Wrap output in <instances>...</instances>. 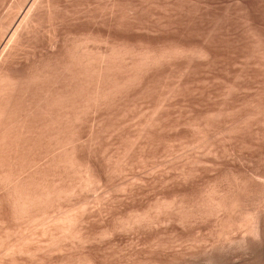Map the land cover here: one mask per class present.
<instances>
[{
	"label": "rangeland",
	"instance_id": "obj_1",
	"mask_svg": "<svg viewBox=\"0 0 264 264\" xmlns=\"http://www.w3.org/2000/svg\"><path fill=\"white\" fill-rule=\"evenodd\" d=\"M109 1L110 0H108V2ZM157 1L158 0H149V1L148 0H145V1L135 0L133 9L134 11L136 10L138 11L137 14L140 15V19H142L141 17H143L142 20H144V23L147 24L148 22L147 25H153L154 28L168 27L170 22L173 23L176 18L174 16L176 12L174 9H175L176 3L177 2L179 3L180 0L178 1L170 0V2L169 0H159L158 1L159 3ZM194 1L195 0H193V2ZM212 1H214L213 5L210 3ZM215 1L216 0H211V1L210 0H197L198 5L202 7H205V6L208 7L209 5L210 7L214 6V8H216L215 6L217 3V7L220 6L219 8L220 10L222 9V11L230 9L228 7H230L233 4L231 6V8L233 9H230L231 10L230 12L233 13L232 18H234V21L238 22L239 25L243 26L242 24L244 22L242 21L244 20L242 19L243 17L240 15L239 7H238L240 3L238 1L240 0L238 1L224 0V1H227L226 3L228 5L224 3L223 0H219V1L217 0L219 3H222V5L221 4L219 5V3ZM7 2L8 1H5V3ZM104 2H107V1L106 0H103V1L102 0H97V1L91 0L90 2H88V5H89L90 10L92 9L91 11L95 10L96 7H98V5L100 7L98 9H101L100 11H103L104 10L103 8L106 7V6L103 7L104 4H106ZM208 2L209 4L207 5ZM64 5L65 4L63 3L60 6L61 11L66 10V8H64ZM160 5L161 7H159ZM236 5L238 8L236 7ZM224 6H226L227 8ZM78 7L79 9L84 8V6H80V5L77 6V4H74V7L69 8V10L77 9ZM165 7H166V10H165ZM234 7L236 9H234ZM161 9H163V12ZM43 17H44V14L41 11L39 18H36L35 19L36 21H34V25L36 24L37 25L36 26L33 25V28L30 29L29 32L39 33V35L43 37L45 41L48 42L53 37H55L52 33L53 23L49 21L47 17L45 18ZM152 17H154V19ZM162 18H164L165 21H163ZM39 25L43 27L40 28ZM238 28H241V27L238 26ZM135 31H133L131 34L135 32L134 35L136 38L134 37V35L130 36V39L132 37L135 38L134 40L133 39L130 40L131 44L134 41L132 44L133 47L137 44L138 46L136 45V47L138 49V47L142 44L141 41L143 40L141 39L138 40V38H142L144 36L143 37L145 38L144 40L147 41L146 39L147 34L151 35L150 37L149 35L147 36V38L149 37L148 38L149 41H150V38L151 40H153V38L156 36L154 39L155 41L153 40L150 42H153V44L155 42L156 43L155 46L160 45V41L156 39L157 35L155 33L154 34L153 32L149 33L148 30L145 31L142 29H137ZM239 34L240 35L244 34V31L243 30L239 31ZM61 39H62L61 37H57L56 40L61 41ZM139 42L140 44H138ZM248 45H249L248 49H246L247 51L244 50L243 52V51L235 50L232 47H228V44L225 43L224 46H221L217 48L216 50H214L215 57L210 58L209 60H207V62L205 61L206 59L204 60L200 58L199 61L198 59H194L193 60L194 62H192L193 64L190 63L191 65L190 64L188 65L187 63L188 61H183V60H178L175 62L167 63L168 65V66L166 65L167 67L165 65L162 67L163 68L162 71L164 72V78H166V79L163 78L164 83L162 82L163 84L162 88L166 82L167 86L165 85L164 87V89L166 90H163L161 88L162 90L160 89L159 91L156 89V91H158L156 92L157 95L156 94H155L156 96L153 95L152 97H150L151 98L150 99L147 97V95L145 97L143 92L140 91L141 87L136 86V88H140V89L136 90V88L133 87L135 90L131 89V91L128 93V95L130 94L129 97L125 95L123 97L118 96L117 98H113L112 100H110V102L108 101L109 103L102 105V107L104 105L105 107L103 108L101 107V109L94 110L90 113L88 112L87 114L89 115L86 114L88 118L87 116L85 118L83 116L84 135L82 137V143L87 148H91V147H88L90 146V142L91 144L93 143L92 145L94 148H91V149L94 151L97 150L96 151L98 154L97 160L99 159L98 162L100 166L104 165L101 169L103 171H106L105 173L104 172L102 173V170L100 169L101 170L100 173H101V176H103V179L100 182H96L95 180H92L93 182L95 181L94 183L92 181L90 182V179H89V182H87V178L86 176H84L85 174L82 172V170L80 168L77 169L75 167L74 168L76 170L73 169V167H70V169L67 170V172H69L67 174L68 175L70 173L71 174L69 176L67 174L64 175L63 178H65L66 176H68V178L62 179L63 180L62 182L58 180L61 177L60 178L57 177L58 179L56 181V177L50 176L52 177V178H49L50 181L52 180L51 181L52 184L54 180L57 186L65 185L68 190L67 193L69 194L71 193L70 195L73 194V197L70 196L69 194L65 195L66 193H64V195L62 196L63 198L61 197L60 200H57V202H55L54 204L50 205L49 207L47 206V208H49L48 211L46 208L45 211L43 212L41 211V213L36 212L37 213L35 214L36 219L35 218L33 219L22 218L20 216L16 218L17 215H15L14 216L16 218V221H15L14 217H11L10 215L9 216L3 215V217L0 218L1 219L0 220V238L2 239V240L0 239L1 240L0 241V264H66L68 262H69L68 264L70 263L74 264V262L76 264V263H80L81 260L83 261V259L86 260L87 257L89 259L91 257L94 260H95V257H96V260H97V257L98 258L103 257L104 262L106 261L109 262L106 264H111L110 262L111 260L113 261L112 264H156V263L158 264H181V263L186 264V262L188 264L190 263L191 264H207V263L208 264L209 263L210 264H217V263L218 264H240V263L242 264L250 263L251 264L252 260L257 261V263L255 264H260L259 261L264 256V251H263L264 249L263 240L264 239L261 240L263 242H259L260 240H258V238L256 239L255 238L256 236L253 237V235L249 232L250 230L247 231L249 228L248 227L244 228V226H241L243 228H240V229L234 228L235 230H228V231L223 230L222 225H221L222 224L221 219L223 218V215L221 214L220 216L219 214L217 218V213L216 214L212 213L211 211L212 204L209 202L208 198H206L208 197V192H211L212 189L219 188L220 194L225 193L227 186H228V183L226 182V180L228 179L226 178L228 175L227 171L234 169V171H237V173L244 172L240 174L241 175L244 174L243 176H246L250 179H252L253 177L252 180L255 184L254 186L255 187L257 186L258 188L260 187L262 188V189L260 188V190H257L258 188L256 189L253 199H254V202L258 200L259 203L260 202L262 203L261 205L258 203L256 204L254 203L255 205H257V206L255 205L254 206L256 207V211L258 210L257 212H259L260 210L262 213L261 212L259 213H261L262 215L264 214V194H263L264 193V190H263L264 181L262 179L264 178V175L263 177L262 175H259L261 173L264 174V166H263L264 161H259L262 159L264 160V145H263L264 139L263 141H260L261 142L260 143L259 140L255 138L256 131L260 132L262 130L261 128H264L263 127L264 123L262 122L259 123L255 121L252 127H249L248 123H246L248 121L247 119L253 117V113H252L253 107L252 106L256 104L255 101L260 97L259 99H262V101L264 102V98H262L264 97V93H263L264 92V86H263L264 85V70H262L264 67H262L261 64L257 65L258 63H260L259 61L260 58L257 57L259 54L256 53V51H252L251 41L248 43ZM20 48H21V50L19 49L20 58H23L25 54L31 51L27 43H24L22 47ZM137 49H132V50L130 49V50L134 52L136 51L135 55L138 50L142 52L141 48H139L138 50ZM140 51H138V53ZM130 60L133 63L134 59L130 58ZM200 60H203L204 62ZM128 62H130L129 59H127V63ZM131 62L129 64H131ZM127 63L125 61L124 64H127ZM255 66H257L258 68ZM241 78L243 80H239ZM222 79L224 80V82ZM179 84H180V87H179ZM185 87L188 91L184 89ZM167 89L170 92L167 91ZM173 89L175 90V92H172L174 91ZM229 89L232 92L235 89L234 94L232 92H229L230 91ZM238 91L239 93H237ZM260 92L262 93V95ZM136 96L140 98L142 97V98L139 99ZM143 100H145L144 103H143ZM117 102L119 105L116 104ZM119 102L120 103L123 102V103L120 104ZM251 103H253V105H250ZM107 104H109V106ZM242 104L243 106H240ZM245 105L247 106L245 107ZM108 108H111L112 111L110 109L108 110ZM93 112L96 114L94 115ZM156 112H158V114ZM101 114L103 115L101 116ZM221 114H222V118L220 117ZM232 115L237 116V117L235 118ZM108 116H109V119H108ZM211 116L213 120L211 119ZM215 118L217 119L219 118L220 120L219 119L216 120ZM200 119H202L203 122L200 121ZM258 119L261 120L263 119V117L260 116L258 117ZM93 121H96V122H93ZM192 121H194V123ZM199 121L200 123L198 125ZM204 121L206 122L207 125L205 124ZM213 121H215V123L218 122L219 124L217 123V126H215L216 124ZM224 121L225 123L227 121L226 123L228 124L227 126L224 123ZM98 122L100 125L98 124ZM94 123L96 125L98 124V127L101 126V129H100L101 134L99 133L98 138H96L98 142L95 140V143L94 141H92L93 140L91 139L92 137L90 138L91 135L89 133L92 130L91 126L92 127L93 125L95 126ZM151 124H152V127H151ZM191 125L195 127L198 126L199 128L203 126L202 129L204 127L205 128L203 130L200 129V132L198 130L199 128L198 129L196 128L194 131L193 129L195 127ZM111 128L113 129L111 130ZM259 129L261 130L259 131ZM228 133L229 135L231 133L230 137ZM141 135L143 136L141 137ZM150 136L153 139H151ZM260 137H261L260 140H262V135H260ZM86 141L89 144L85 143ZM116 146H118L119 148ZM66 149H69V147ZM241 156L243 158H241ZM247 157H250V158H247ZM239 158L241 159V161L244 160L242 162L245 163V165L242 164ZM249 159H251V161ZM231 161L237 165L235 166ZM235 161H239V163L238 162L236 163ZM246 161H248L250 164L248 162L246 163ZM251 162H253L252 164L255 166V168L251 164ZM256 163H259V164H256ZM259 165H262L260 169L263 168L262 172L260 170L261 173L259 171L255 172L256 169L259 167ZM230 166H233V168L231 167L232 168L231 169ZM243 166L245 167L243 168ZM245 168L249 169V171H247V169L245 170ZM258 176H261V178H259ZM220 177H223L224 179H220ZM81 178L83 179V181ZM84 179H86L85 180L86 182L84 181ZM186 182L188 184V187L186 185ZM61 183H65V184L63 185ZM80 184H83V185L81 186ZM216 184L218 185V187ZM68 185L72 188H70ZM87 186H89V188ZM212 186H214V188H212ZM223 186L224 187L226 186L225 187L226 189ZM71 190L75 193L71 192ZM80 190L82 191L80 192ZM259 191L262 193H257ZM257 196L259 197V199L256 198ZM195 197L197 200L199 199V201L202 200V203H203V200L204 202L208 200V202L211 204L210 205L211 210H209L208 208L209 207L208 202H207L208 205H206L207 203L203 204L204 206L202 205L204 208L202 209L198 208L201 206L197 207L195 205L197 201L195 202L192 201V199L196 200L194 199ZM61 200H63V202ZM189 202H190L189 206H191L192 209L190 208V210H185L184 207L188 205ZM57 203H58V206H57ZM258 206L260 207V209ZM53 207L55 210L53 209ZM60 208H62V210ZM197 209L198 211L205 210V211H208L209 213H207V216L205 215L202 218H200L201 216L199 215L195 217L196 216L195 213ZM183 210L184 212L192 211L193 215L191 214L190 217L182 219L184 217ZM61 215H63L64 217ZM64 218L71 220V221L69 220L70 221L69 225H68L69 221H67ZM263 218H264V215H263ZM236 228H239V227H236ZM62 230H65V231H62ZM69 233L71 234V236ZM76 233L80 235H77ZM65 238H68V239L66 240ZM250 240L252 241L253 244L249 242ZM55 241L56 243L58 242L57 245L59 246L56 245ZM25 242H28V243H25ZM23 243L25 244L23 245L25 253H23V255L22 254L14 255V253L12 252H14L13 250H15V247L17 248V246L22 245ZM233 243L236 245H234ZM246 243L249 245H246ZM259 243L261 244L259 245ZM250 244L252 245V247L253 246L256 247V248L253 247V249L257 251L259 255L256 254L257 252L255 253V251H254V254H252L253 251L252 253L250 252L252 250L250 249L251 248ZM244 245L250 247V248L248 247L249 248L248 252H247L248 248H244L245 247ZM260 247L263 249H261ZM226 249H228L229 251ZM230 249L231 250L233 249L234 251L233 250L231 251ZM37 251L39 253H37ZM245 252H247L248 255H246L247 253ZM227 253L229 254L227 255ZM216 254H218V256ZM230 254L232 257L230 256ZM237 255H238V258L240 256L241 259H238ZM257 255L260 258L257 257ZM93 259H90V260H93ZM98 261L100 260L98 259Z\"/></svg>",
	"mask_w": 264,
	"mask_h": 264
},
{
	"label": "bare ground",
	"instance_id": "obj_2",
	"mask_svg": "<svg viewBox=\"0 0 264 264\" xmlns=\"http://www.w3.org/2000/svg\"><path fill=\"white\" fill-rule=\"evenodd\" d=\"M5 1H8V2L5 3ZM90 1L91 0H0V218L3 217V215H7V216L10 215L11 217H14L15 215H17L16 218L18 216H20L22 218L33 219L36 216L35 214H37L39 212L41 213V211L42 212L45 211L47 206L49 207L50 205L57 202V200H60V198L64 195V193H66L65 195L69 194V193H67L68 190H67L66 186L64 185L65 183H61L64 186H57L56 182H54V180H53V184H52L51 183L52 180L50 181L49 178H52L50 176L56 177V181H57V179L61 177L58 180H60L62 182L63 181L62 179L68 178V176L71 174V173L69 175L67 174V173H69V172H67V170L70 169V167H73V169L80 168L82 170V172L85 174L84 176H86L87 182H89V179H90V182L92 180H95L96 182H100L103 179V176H101L100 171L102 170L101 168L104 165L100 166V164L98 162L99 159L97 160V158H98V154L96 152L97 150L94 151L91 149V148H94L92 145L93 143L91 144V142H90V146H88L91 148H87L82 143V137L84 135L83 116L85 118L87 115H89V114H87L88 112L90 113L94 110L101 109L103 104L109 103L110 100H112L113 98H117L118 96L123 97L125 95L129 97L130 94L128 95V93L131 91V89L132 90L134 89L133 87L136 88V86L141 87V89L136 88V90L140 89V91L143 92L145 97H146V95L148 98L152 97L155 94L157 95L156 92H158V91H156V89L160 91V89L162 88V85H163L162 82L164 83V81H163L164 72L162 71L163 70L162 67L164 65L166 66L167 63L175 62L178 60H183V61H188L187 63L189 65L190 63L194 62L193 61L194 59H198V61H199L200 58L204 59V60L206 59L205 61L207 62V60H209L210 58L215 57L214 56V50H216L217 48H219L221 46H224L225 43L228 44V47H232L235 50L244 52V50L248 49V46H249L248 43L251 41L252 51H256V53L259 54L257 57L260 58V60H259L260 63H258L257 65L261 64V66L264 67V0H240V1L236 0V1L240 2L238 7H239L240 15L243 17L242 19L244 20V21H242V22H244L242 24L243 26L239 25L238 22L234 21V18H232L233 13L230 12L231 11L230 9H233V8H231V6L233 4L230 7H228L230 9L222 11V9L220 10V8H219L220 6L217 7V3L215 6L217 8L216 9V8H214V6L210 7L208 5L209 2L207 3L208 7H206V6L202 7V6L198 5L197 0H195L194 2H193V0H180L179 3L178 2L176 3L175 9H174L176 11V12L174 11L175 12L174 16L177 19L175 18L173 23L170 22L168 27H158V28L156 26H155L156 28H154L153 25H147L148 22H147V24L144 23V20H142L143 17H141L142 19H140V15L137 14L138 11L137 10L134 11V9H133L135 0H110L109 2H108V0H106L107 2H104L106 4H104V6L102 5L103 7L106 6L105 8H103L104 9L103 11H100L101 9H98V8H100L99 5H98V7H96V9L94 8L95 10L91 11L92 9L90 10L89 5H88V2H90ZM169 2H170V0H169ZM213 2L214 1H212L210 3L213 5L214 4ZM220 2H222V1H220ZM226 2L227 1H224V3H226ZM63 3L65 4L64 8H66V10L62 9L64 11H61L60 6ZM74 4H77V6L78 5L84 6V8L81 7L82 9H79V7H78L77 9L69 10V8L74 7ZM147 4H148V2H147ZM220 4L222 5V3H219V5ZM145 7H146V5H145ZM159 7H161V5ZM224 7H226V6H224ZM236 7H237V5H236ZM146 9H147V7H146ZM234 9H236V8L234 7ZM161 10L163 12V9H161ZM165 10H166V7H165ZM41 11L44 14L43 18L47 17L48 20L53 23V26H52L53 32L52 33L55 37H53L48 42L45 41L43 39V37H41L39 35V33L29 32L30 29L33 28L34 21H36L35 19L39 18ZM139 11H140V9H139ZM143 13H144V11H143ZM140 14H142V13H140ZM142 16H144V15H142ZM133 17H135V18H133ZM152 18L154 19V17H152ZM159 18H161V17H159ZM164 18H162L163 21H165ZM239 23H241V22H239ZM151 24H152V22H151ZM156 24H158V23H156ZM237 24L241 28H238ZM36 25H34V26H36ZM39 26H40V28L43 27L41 25H39ZM39 26H37V27H39ZM137 29H142L145 31L148 30L149 33L150 32H153V34L155 33L157 35L156 39H158L160 41V45L155 46V44H156L155 42H154V44H153V42H150V41H153L156 36L154 38L152 37L153 40H151V38H150V41H149L148 38L151 35L147 34V36L149 35L148 38L146 36L147 41L144 40L145 38H143L144 36L142 37V35H141L142 38H138V40H140V39L143 40V41H141L142 44L138 47V49L139 48L142 49V52L137 49V47H136L137 44L133 47L132 44L134 41L131 44L130 40H132V39L134 40L136 38L134 34L136 32L135 30H137ZM241 30L244 31V34H242L243 36L239 34V31H241ZM133 31H135V32L133 34H131ZM219 32H221V33H219ZM47 33H49V32H47ZM133 35L135 38L132 37L130 39V36H133ZM221 35H223V36H221ZM57 37H61L62 38L61 41L56 40ZM135 42H137V41H135ZM24 43L28 44V47L31 49V51L28 52L27 54H25L23 58H20L19 57V51L21 50L20 47H22V45ZM138 44H140V42ZM130 49L131 50L137 49L141 53L140 52L138 53V51H137L138 54L136 53V55H135L136 51L134 52V51H131ZM242 55H243V53H242ZM196 57H198V58H196ZM130 58L134 59L133 63L131 62ZM136 58H138V59H136ZM127 59H129L131 64H129L130 62L127 63ZM125 61L127 64H124ZM195 61H197V60H195ZM200 61H203V60H200ZM255 67H257V66H255ZM262 70H264V68ZM185 73H187V72H185ZM170 77H171V75H170ZM247 78H248V76H247ZM164 79H166V78H164ZM170 79H172V78H170ZM239 80H243V79L241 78ZM177 82H178V80H177ZM215 82H217V81H215ZM223 82H224V80H223ZM204 83H205V81H204ZM201 84H203V83H201ZM165 85H166V82L162 88L163 90H166V89H164ZM226 85H228V84H226ZM179 87H180V84H179ZM168 89H169V87H168ZM168 89H167V91H169ZM184 89L186 91H188L186 89V87ZM179 90H180V88H179ZM232 90H233V88H232ZM199 91H201V90H199ZM234 91H235V89H234ZM234 91L232 92L230 90L229 92H232L234 94ZM172 92H175V90ZM237 93H239V91ZM139 94H137V95H139ZM180 94H182V93H180ZM229 94H231V93H229ZM261 95H262V93H261ZM174 96H175V94H174ZM136 97H138V96H136ZM200 97H201V95H200ZM138 98L141 99L142 97L141 98L138 97ZM163 98H164V96H163ZM259 98L255 101L256 104H254V105H253V103L250 104V105H253L252 106L253 107V112H252L253 117H251V118L248 117L249 119H247L248 121L246 123H248L249 127H252L253 124L255 123V121L259 122V123H261V122L264 123V102L262 101V99H259ZM262 98H264V97H262ZM122 101H123V99H122ZM132 102H133V100H132ZM144 102H145V100H143V103ZM150 102H152V101H150ZM121 103H123V102H121ZM116 104H118V102ZM107 105L109 106V104H107ZM240 106H243V104ZM246 106L247 105H245V107ZM103 107H105V105ZM109 109L111 110V108H108V110ZM114 109H116V108H114ZM155 109H156V107H155ZM106 110H107V108H106ZM100 112H101V110H100ZM156 113L158 114V112H156ZM95 114L96 113H94V115ZM232 114H233V112H232ZM102 115L103 114H101V116ZM132 115H134V114H132ZM109 116H108V119H109ZM140 116H142V115H140ZM143 116H144V114H143ZM229 116H231V115H229ZM229 116H228V118H229ZM232 116H234V115H232ZM238 116H239V114H238ZM260 116H262L263 119H261V120L258 119V117H260ZM215 117H216V115H215ZM220 117L222 118V114ZM234 117L236 118L237 116H234ZM87 118H88V116H87ZM211 119L213 120L212 116H211ZM215 119L218 120L217 118H215ZM197 120H199V119H197ZM200 121H202V119H200ZM200 121L198 122V125H199ZM93 122H96V121H93ZM192 122L194 123V121H192ZM213 122L215 123V121H213ZM195 123H196V121H195ZM209 123H210V121H209ZM217 123H215L216 125L215 124L214 125L217 126ZM224 123H225V121H224ZM226 123H227V121H226ZM98 124H99V122H98ZM98 124L97 125L95 124V126L93 125V127L91 126L92 130L90 129L91 132H89L91 135L90 138L92 137L91 139H93L92 141H94V143H95L96 138H98L99 133H100V129H101V126L98 127ZM205 124H206V122H205ZM101 125H102V123H101ZM227 125L228 124H226V126ZM191 126H193V125H191ZM151 127H152V124H151ZM193 127H195V126H193ZM202 127L203 126H201V128H199L197 126L193 130L195 131L196 128L197 129L199 128L198 130L200 132V129H202ZM146 128H148V127H146ZM112 129L113 128H111V130ZM261 129H259V131L261 130L260 131L261 133L256 131V137H255L256 139L259 140V142L263 141V139H264V137H263L264 136V128H261ZM172 130H174V129H172ZM222 133H224V132H222ZM225 135H226V133H225ZM228 135H229V133H228ZM230 135H231V133H230ZM230 135H229V137H230ZM260 135H262V140H260L261 139ZM142 136L143 135H141V137ZM101 137H102V135H101ZM127 139H128V137H127ZM151 139H153V138L151 137ZM96 141L98 142V140H96ZM85 143H88V142L86 141ZM263 145H264V143H263ZM67 146L69 147V149H66V148H68ZM95 147H96V145H95ZM116 147H118V146H116ZM215 152H217V151H215ZM241 158H243V157L241 156ZM247 158H250V157H247ZM251 159H249V160L251 161ZM217 160H218V158H217ZM228 160H229V158H228ZM239 160L241 161L240 158H239ZM242 161H244V160H242ZM259 161H264V160L262 159ZM235 162L239 163V161H235ZM247 162L248 161H246V163ZM252 163L253 162H251V164ZM259 163H256V164H259ZM242 164L245 165V163H243V162H242ZM234 165L236 166L237 164H234ZM262 165H259V167H258L259 169L256 167L258 170L256 169L255 172H258V171L260 172V170L262 172L263 168L260 169V167ZM246 166H248V165H246ZM106 167H107V165H106ZM231 167L233 168V166H230V168ZM244 167L245 166H243V168ZM254 168H255V166H254ZM108 169H110V168H108ZM246 169L247 168H245V170ZM239 170H240V168H239ZM239 170H238V172H239ZM247 171H249V169H247ZM251 171H253V170H251ZM73 172H74V170H73ZM103 172L105 173L106 171L102 170V173ZM76 173H77V171H76ZM240 173L242 174L244 172H240ZM240 173H237V171H234V169L227 171V174H228L227 177L224 176V177L228 178L226 180V182L228 183L227 189L225 188L226 186L225 187L223 186L226 189L225 193L220 194L219 188L212 189L211 192H208V197H206V198H208L209 202L212 204V210L210 209L211 204L208 202V200L206 202H204V200H203V203H202V200L199 201V199L197 200L195 197L194 199H196V200L192 199V201L193 202L197 201L195 205L197 207L201 206V207H198L200 209L204 208L203 204L208 202L209 205H208V203L206 205L209 206L208 208H209V210L212 211V213H215V214L217 213V218H218L219 214H220V216L222 214L223 218L221 219V223H222L221 225H222L223 230L228 231V230H235V229L243 228L241 226H244V228L248 227L249 229L247 231L250 230L249 232L253 235V237L256 236L255 238L256 239L258 238V240H260L259 242H263L264 240L263 241H261V240L264 239V218H263L264 214L262 215L261 214L262 212L260 210H259V212H261V213L257 212L258 210L256 211V207H255V206H257V205H255L256 203H258L260 205L262 203L261 202L259 203L258 200L254 202V199H253L254 193L258 187L254 186L255 184L252 180L253 177H252V179H250L246 176H243L244 174L241 175ZM66 174L68 176L63 178V176ZM121 174H123V173H121ZM80 175H81V173H80ZM102 175H104V174H102ZM252 175H254V174H252ZM257 175H258V173H257ZM259 175H262V177H263L264 174L261 173ZM258 177L261 178V176H258ZM258 177H256V178H258ZM220 179H224V178L220 177ZM262 179L264 181V178H262ZM85 180L86 179H84V181ZM60 181H59V183H60ZM82 181H83V179H82ZM219 184H221V183H219ZM80 185L82 186L83 184H80ZM80 185H79V187H80ZM186 185L188 187L187 182H186ZM223 185H225V184H223ZM263 185H264V182H263ZM87 187L89 188V186H87ZM217 187H218V185H217ZM70 188H72V187H70ZM212 188H214V186H212ZM260 188H258L257 190H260ZM72 190H71V192H73ZM263 190H264V188H263ZM81 191L82 190H80V192ZM73 193H75V192H73ZM123 193H124V191H123ZM257 193H262V192L259 191ZM70 196L73 197V194ZM79 196H80V194H79ZM66 197H68V196H66ZM256 198L259 199L258 196ZM61 201L63 202V200H61ZM189 204H190V202L188 203V205H186L184 207L185 210H190L191 206H189ZM57 206H58V203H57ZM197 207H195V208H197ZM48 209L49 208H47V211H48ZM53 209H54V207H53ZM60 209L62 210V208H60ZM259 209H260V207H259ZM56 210H58V209H56ZM211 211H210V213H211ZM183 212H184V210H183ZM207 213H209V212L205 211V210L198 211V209H197V211L195 213L196 216L195 215L194 216L197 217L199 215V216H201L200 218H202L205 215L207 216ZM191 214H192V211L191 212L185 211L183 213L184 217L182 219L190 217ZM61 216H63V215H61ZM16 218H15V221H16ZM64 219H66V218H64ZM71 219H73V218H71ZM66 220L69 221L70 219L69 220L66 219ZM70 221L68 222V225H69ZM60 223H62V222H60ZM182 223H183V221H182ZM138 225H140V224H138ZM64 227H65V225H64ZM236 227H239V228H236ZM72 228H73V226H72ZM38 230H39V228H38ZM62 231H65V230H62ZM4 232H6V231H4ZM229 232H231V231H229ZM44 233H45V231H44ZM223 233H224V231H223ZM43 235H45V234H43ZM63 235H65V234H63ZM77 235H80V234H77ZM66 236H68V235H66ZM70 236H71V234H70ZM101 236H103V235H101ZM61 237H62V235H61ZM65 239L67 240L68 238H65ZM246 239H244V240H246ZM3 242H4V240H3ZM28 242H25V243H28ZM249 242L252 243L251 240ZM55 243H56V241H55ZM57 243H56V245H57ZM260 244L261 243H259V245ZM23 245H25V244L23 243L22 245L17 246V248L15 247V250H13V248H14L13 247L12 250L14 252H12V253H14V255L15 254H22L23 255V253H25ZM60 245H62V244H60ZM234 245H236V244H234ZM246 245H249V244L246 243ZM57 246H59V245H57ZM237 246H235V247H237ZM2 247H3V245H2ZM241 247H243V246H241ZM248 247L249 246H245L244 248H248ZM250 247L249 248L252 249L250 252L252 253V251H253L252 254H254L255 250L253 249V247H255V246L252 247V245L250 244ZM249 248H248V250L246 249L247 252L249 251ZM261 249H263V248H261ZM226 250H228V249H226ZM226 250H224V251H226ZM38 251H37V253H39ZM258 251H259V249H258ZM263 251H264V249H263ZM247 252H245V253H247ZM256 252L257 251H255V253ZM9 253H11V252H9ZM240 253H242V252H240ZM228 254L229 253H227V255ZM256 254H258V252ZM33 255H35V254H33ZM216 255L218 256V254H216ZM246 255H248V253ZM258 255H257V257H259ZM230 256H231V254H230ZM257 257H255V258H257ZM87 258H86V260L83 259V261L81 260L80 263H76V264H106V263H109L106 260H105L106 262H104L103 257H101V258L97 257V260H96V257H95V260L90 257V259H93L94 261L90 260L89 258L87 259ZM237 258H238V255H237ZM252 258H253V256H252ZM98 259L100 261H98ZM238 259H241L240 256ZM211 260H213V259H211ZM244 260H245V258H244ZM236 261H238V260H236ZM110 262L112 264L113 261L111 260ZM153 262H155V261H153ZM153 262H151V263H153ZM242 262H244V261H242ZM259 262H260V264L261 263L264 264V256L262 257V259H260ZM68 263H66V264H68ZM255 263H257V261L252 260L251 264H255ZM74 264H75V262H74ZM156 264H158V263H156ZM181 264H183V263H181ZM186 264H188V263L186 262ZM240 264H242V263H240ZM247 264H250V263H247Z\"/></svg>",
	"mask_w": 264,
	"mask_h": 264
}]
</instances>
